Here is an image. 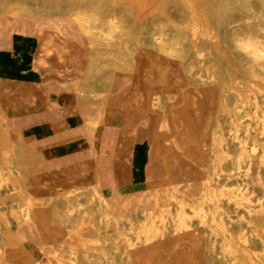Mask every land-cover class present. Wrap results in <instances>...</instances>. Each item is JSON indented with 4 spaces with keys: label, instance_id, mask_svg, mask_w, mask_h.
<instances>
[{
    "label": "bare ground",
    "instance_id": "bare-ground-1",
    "mask_svg": "<svg viewBox=\"0 0 264 264\" xmlns=\"http://www.w3.org/2000/svg\"><path fill=\"white\" fill-rule=\"evenodd\" d=\"M243 1L0 0V15L37 29L77 22L83 44L68 43V59L78 106L96 114L85 120L88 155L101 125L152 124L144 184L155 204L170 202L124 225L107 201L114 192L94 187L84 193L92 209L72 221L84 201L28 189L24 145L6 139L0 107V264H264V56L242 53L227 26ZM260 13L233 35L264 43ZM161 63L179 67L188 87L177 80L173 90Z\"/></svg>",
    "mask_w": 264,
    "mask_h": 264
},
{
    "label": "crops",
    "instance_id": "crops-1",
    "mask_svg": "<svg viewBox=\"0 0 264 264\" xmlns=\"http://www.w3.org/2000/svg\"><path fill=\"white\" fill-rule=\"evenodd\" d=\"M34 33V38L0 36V107L7 121L6 139L20 137L24 145L28 189L79 195L98 187L104 193L114 192L107 201L121 224L148 219L160 205L155 204L153 189L144 184L143 168L152 142L149 126L101 125L94 132V156L88 155L85 120L96 114L76 102L78 71L69 64L68 42L51 29ZM4 149L6 142L0 141V165ZM97 215L92 216L94 222ZM114 227L109 224V229Z\"/></svg>",
    "mask_w": 264,
    "mask_h": 264
},
{
    "label": "rangeland",
    "instance_id": "rangeland-1",
    "mask_svg": "<svg viewBox=\"0 0 264 264\" xmlns=\"http://www.w3.org/2000/svg\"><path fill=\"white\" fill-rule=\"evenodd\" d=\"M251 0H244L243 1V6L240 8V10L238 12H235L233 14V16L230 18V20L227 22V26L232 28V31H230L232 34H229V38H233V39H237V47L241 49L242 53H245L247 55H256V56H264V43L257 40L255 37L251 36V35H247V36H243V37H236L234 36L233 32L236 29V24L238 22V20H240V18H242L244 21H247V19L249 18V16H254L256 18H259L260 16V12L262 11L263 16H264V1L263 0H255L253 2H250ZM171 15L175 18L176 17V13L173 11L171 13ZM47 27L45 29H56V30H60L63 32L62 37H64L65 41H67L68 43L71 44H75L78 47H81L83 44V37L80 31V28L77 24V22L69 17V16H61V17H57V18H49V20L47 21ZM37 29L33 23V21L31 20H27V19H21V18H13V19H8L7 16L5 15H0V36L4 35H13L16 36L17 34H26V35H30V37H35V33L34 30ZM43 29V28H42ZM262 46V47H261ZM260 48V49H259ZM245 49V50H244ZM166 64V65H165ZM160 67H163L166 71L167 74V78L165 79V82H169L171 84H173V90H177L176 86H177V80L176 79V75H177V71H179V67L175 66V64L173 63H165ZM182 80V81H180ZM180 83L183 84V88H187L188 86H186L188 84L187 82V78L185 75L181 74L180 77ZM171 103H173L171 105L172 108H176L179 105L177 104V102L172 101ZM150 122L152 123L154 121V117H150ZM210 116H204V126H203V130H207L208 129V125H207V121H209ZM148 127V126H147ZM152 128V124L149 125L148 129L151 130ZM169 147V145H165L164 151L167 150V148ZM138 186L136 187H130V188H126L127 191H131V190H135L137 189ZM124 192V191H121ZM71 197L72 195L75 196L76 193L73 192L71 194H69ZM80 201H84L85 205L81 207L80 211L77 213H73L71 215V220H75L78 219L82 216L84 211H88V209H92V205H87L86 203V198L84 195V192L79 193V198ZM64 197L63 195H60V207L61 209H64ZM172 203V202H171ZM160 205H166V204H170V202H167L165 200L159 201ZM63 207V208H62ZM62 240V239H61ZM43 258L40 259V261H42Z\"/></svg>",
    "mask_w": 264,
    "mask_h": 264
}]
</instances>
